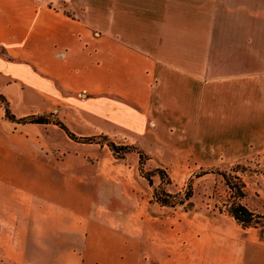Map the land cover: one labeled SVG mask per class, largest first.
<instances>
[{"label": "crops", "instance_id": "obj_1", "mask_svg": "<svg viewBox=\"0 0 264 264\" xmlns=\"http://www.w3.org/2000/svg\"><path fill=\"white\" fill-rule=\"evenodd\" d=\"M0 94L18 119L53 114L77 138L155 154L180 131L198 163L264 156V0H0ZM86 145L0 104V264H264V227L224 210L172 224L131 202L133 168ZM240 176L264 216V187Z\"/></svg>", "mask_w": 264, "mask_h": 264}, {"label": "rangeland", "instance_id": "obj_2", "mask_svg": "<svg viewBox=\"0 0 264 264\" xmlns=\"http://www.w3.org/2000/svg\"><path fill=\"white\" fill-rule=\"evenodd\" d=\"M164 132L161 133L159 146H156V153H152L153 143L150 141L147 145L138 147L146 155V160L143 166L140 165V158L137 153L129 154L124 158L117 157L110 147L107 144L99 143L102 148L107 147V151L101 150L100 147L94 145H86L82 148L81 151L83 154L91 157V160L94 161L96 156L101 155L103 151V159L107 164L112 166L113 164L120 162L125 163L126 165L133 168L131 172L133 175H130V182L132 188L137 190L138 196L135 195L132 198L130 195L131 202H138L141 206H147L148 202L156 204L161 211H158V214H163L162 218H171L172 224L179 225L181 217H184L188 220H192L198 215H208L209 217L219 216L218 208L225 210V204L229 200L230 193L227 190V187L224 183V180L218 171H230L234 167H242L245 169L244 173L246 174L247 181L251 185V193H254L256 188L264 187V156L256 155L239 162L232 163H218V164H209V163H198L190 160L181 152V137L182 132L175 131L173 132L172 139H166ZM118 145H135L131 139H119V138H110ZM167 144V145H166ZM155 145V144H154ZM166 145V146H165ZM136 146V145H135ZM79 148V147H78ZM123 152V151H121ZM94 157V159H93ZM143 167V172L141 168ZM158 169L164 170L166 177L161 178L160 175H154ZM214 173L202 176L197 178L199 174H203L204 171H211ZM118 174L120 171H124L123 168H118L115 170ZM130 173V174H131ZM144 174H152V185L145 177ZM127 178H129L127 176ZM257 183V185H256ZM192 185L193 197L191 202H193L194 209L192 211L184 210V206L180 205L177 208L160 206L154 197V192L156 189H166L167 192L171 194H184L188 185ZM128 186V185H127ZM130 187V186H129ZM133 205L132 203H129ZM188 204V203H187ZM217 206V208H216ZM122 211L118 213L120 221H118L119 233L127 236L128 233L132 234V209H129L128 206L121 208ZM176 212H178L177 216ZM147 213V212H146ZM129 223V226L126 224ZM142 251H147V229L148 223L142 221Z\"/></svg>", "mask_w": 264, "mask_h": 264}, {"label": "trees", "instance_id": "obj_3", "mask_svg": "<svg viewBox=\"0 0 264 264\" xmlns=\"http://www.w3.org/2000/svg\"><path fill=\"white\" fill-rule=\"evenodd\" d=\"M0 104H3L6 108V119L17 122L21 124H56L61 127L63 130L67 132L69 137L73 140H77L83 143L89 144H107L112 152L121 159L126 157L129 154L137 153L140 158V165L143 166L146 160L145 153L135 145H118L114 141H112L107 136H98V137H85V138H77L73 133H71L66 126L53 118V114L50 115H31L25 118L18 119L14 114L11 113L7 99L0 94ZM123 151V152H121ZM245 169L242 167H234L228 172L226 171H218L219 175L222 176L224 183L227 187L229 195V200L227 204H225V210L232 216L235 221L241 225L243 228H260L264 227V216L257 214L251 211L245 204L244 200L247 196L246 184L243 181L240 174L244 173ZM141 172H143V167L141 168ZM214 173L213 170L211 171H204L203 174H199L196 177L200 178L202 176ZM147 180L149 181L150 185H152V174H144ZM154 175H160L161 178L163 176H167L164 170L158 169ZM155 201L160 206H167L172 208H177L178 206L186 205L184 210L192 211L194 209L193 202L191 199L193 197L192 185H188V189L184 194H171L167 192L166 189H156L154 192ZM188 203V204H187ZM217 208V206H216ZM218 211L221 212L222 209L218 208Z\"/></svg>", "mask_w": 264, "mask_h": 264}]
</instances>
